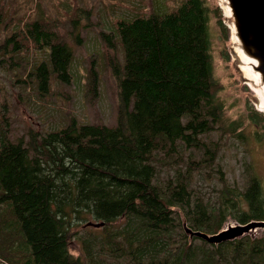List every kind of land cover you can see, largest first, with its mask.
I'll list each match as a JSON object with an SVG mask.
<instances>
[{
    "label": "trees",
    "instance_id": "1",
    "mask_svg": "<svg viewBox=\"0 0 264 264\" xmlns=\"http://www.w3.org/2000/svg\"><path fill=\"white\" fill-rule=\"evenodd\" d=\"M217 13L227 30L220 8ZM3 17L0 10V24ZM211 22L207 0H183L171 12L117 23L124 64L112 66L119 85L115 126L74 119L41 138L31 136L27 146L0 136V204L12 216L4 238L15 236L19 246L7 258L0 249L1 264H81L69 251L72 226L90 219L104 226L85 224L93 231L83 240L87 264H264V237L219 245L191 240L178 213L190 229L210 235L229 219L241 225L264 221L260 178L251 176L243 188L224 185L215 202H206L190 191L192 172L177 169L162 183L157 171L175 150L209 153L216 145L212 133L240 129L239 122L229 131L223 124ZM19 33L18 53L30 43L47 49L46 62L32 70L41 93L49 90V76L69 81L72 52L47 21L36 19ZM104 42L110 47L113 39ZM260 114H251L257 128L264 125Z\"/></svg>",
    "mask_w": 264,
    "mask_h": 264
},
{
    "label": "rangeland",
    "instance_id": "2",
    "mask_svg": "<svg viewBox=\"0 0 264 264\" xmlns=\"http://www.w3.org/2000/svg\"><path fill=\"white\" fill-rule=\"evenodd\" d=\"M182 1L0 0V10L4 12L2 20L6 19L0 24V108L4 110L1 115L6 126L0 136L4 134L9 142L27 146L31 136L41 138L65 128L74 119L79 125L115 126L119 85L112 73V66L124 64L117 23L149 17L155 12H171ZM207 2L212 18V56L221 88L219 98L223 100L225 108L223 124L225 130L229 131L228 125L239 122L240 129L235 134L229 131L225 136L212 133L211 138L216 140V145L211 147L209 153L207 150L197 153L192 148H179V152L175 150L157 163V171L162 183L177 169H181L184 175L192 172V194L206 202H215L224 185L243 188L251 176L264 182V125L260 123L257 128L251 119L254 110L261 113L257 121L264 113L260 109L261 99L253 80L242 65L232 35L231 19L224 11L222 0ZM217 8L222 11V22L227 30L220 26L219 17H214V10L218 16ZM42 18L67 43L73 55L69 81L57 82L53 76H49L50 87L46 93L40 92V80L32 71L46 62V47L41 50L30 43L26 53L15 51L16 47H23L19 32L25 31L34 20ZM109 36L113 39V48L112 44L107 47L104 42ZM240 131L244 134L243 138H238ZM203 155L208 157L202 158ZM6 209V205L0 204L2 257L10 256L19 247L15 236L4 238L6 226L12 217ZM178 213L182 215L183 224L187 223L183 214ZM89 221L99 222L95 219ZM89 221L75 220L72 226L73 238L69 251L81 258V264L88 262L83 240L93 232L85 228ZM229 225L241 224L229 219L223 230ZM245 236L264 237V228H257ZM17 256H21V253ZM2 262L0 259V264Z\"/></svg>",
    "mask_w": 264,
    "mask_h": 264
},
{
    "label": "water",
    "instance_id": "3",
    "mask_svg": "<svg viewBox=\"0 0 264 264\" xmlns=\"http://www.w3.org/2000/svg\"><path fill=\"white\" fill-rule=\"evenodd\" d=\"M232 9L237 36L241 42L243 51L258 63V71L261 73L264 83V0H228ZM89 226L102 227L104 223H90ZM186 233L191 239L200 238L211 244H221L233 241L257 228H264V221H253L245 225H229L217 234H207L193 231L184 224Z\"/></svg>",
    "mask_w": 264,
    "mask_h": 264
},
{
    "label": "bare ground",
    "instance_id": "4",
    "mask_svg": "<svg viewBox=\"0 0 264 264\" xmlns=\"http://www.w3.org/2000/svg\"><path fill=\"white\" fill-rule=\"evenodd\" d=\"M222 4L224 6V11H226L227 16L231 19L232 35L235 40L242 65L245 66L244 70L253 80V86L256 87V91L261 99L260 109H262V112L264 113V83L262 81L261 73L258 71V63L253 58L248 56L241 47V42L237 36L236 26L233 20L232 9L228 5V0H222Z\"/></svg>",
    "mask_w": 264,
    "mask_h": 264
}]
</instances>
